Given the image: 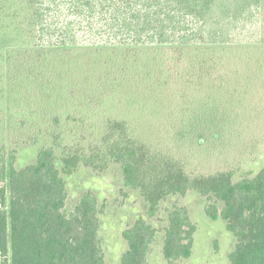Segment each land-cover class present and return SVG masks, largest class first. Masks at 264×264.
<instances>
[{
	"label": "trees",
	"instance_id": "1",
	"mask_svg": "<svg viewBox=\"0 0 264 264\" xmlns=\"http://www.w3.org/2000/svg\"><path fill=\"white\" fill-rule=\"evenodd\" d=\"M26 11L29 25L36 28L30 50L5 49V37L0 36V84L6 89L0 96V264H104L99 237L104 204L85 189L67 207L66 178L81 168L98 177L113 170L122 188L142 202V215L122 232L126 249L120 264H148L160 231L168 264L191 256L196 227L187 209L176 202L163 205L188 193L206 198V216L211 221L221 218L234 238L230 264H264V165L253 176L237 179L231 170L191 175L170 153L140 141L149 135L147 119L168 118L172 106L162 104L175 100L180 90L185 104L172 110L197 119L209 114L224 125L237 117L230 106L236 97L237 104L243 103L256 75L242 76L235 70L233 50L223 38L239 22L264 13V0H26ZM64 11L67 19L61 17ZM16 15L18 10L11 17ZM76 22L87 24L89 32L104 38V45L76 47L71 28ZM262 23L264 28V17ZM64 53L66 67L58 65ZM143 53H168L173 61L181 60L170 68L182 65L176 84L163 82L164 90L153 92L151 100L145 93L138 97L133 91L115 92L120 108L113 105V97L105 101L99 117L89 112L97 120L86 127L91 140L81 144L85 137L79 133L80 142L68 141L75 136L73 128L84 124L74 114L89 106L79 87L94 83L84 60L94 58L93 68H98L120 57L125 67L137 65ZM160 60L155 57L151 63L154 73L164 67ZM80 75H87V83L69 80ZM116 111L123 112V119L109 117ZM189 125L183 127L187 135ZM20 131L35 158L16 169L18 151L5 135ZM200 134L198 128L191 135ZM163 208L165 217L158 219ZM153 219L166 224L158 228Z\"/></svg>",
	"mask_w": 264,
	"mask_h": 264
},
{
	"label": "rangeland",
	"instance_id": "2",
	"mask_svg": "<svg viewBox=\"0 0 264 264\" xmlns=\"http://www.w3.org/2000/svg\"><path fill=\"white\" fill-rule=\"evenodd\" d=\"M15 10L19 11V15L11 17ZM0 12H2L0 16L3 14V21H0V36L5 37L2 41L5 49L21 50L22 52L26 49L30 50L31 46L36 43V28L29 25L30 17L26 11V0H0ZM28 12L30 14L29 10ZM61 17L67 19L69 15H66L64 11ZM263 17L264 13L258 12L255 17L239 22L223 38L227 39L226 43L228 44L226 45L233 50L232 59L235 70L242 76L256 75L252 82V90L250 86L243 103L237 104L238 99L236 97V102L230 106L237 117L229 125H224L220 124V119H215L209 114L197 119L195 115L187 117L181 110H172L173 107L184 102V98H182L184 93L183 90H180L176 92L175 96L177 97L175 100H169L162 104L164 107L172 106V108L168 107L170 109L168 118L165 119L163 118L165 116H161L147 119L151 124L148 128V137H143L140 140L143 144L151 147V149L170 153L173 158L183 163L184 170L191 175L231 170L236 174L235 179H237L242 174L253 176L260 170L264 165ZM73 26L71 28L74 29L76 35V47L95 49L100 45H104V38L89 32L87 24L76 22ZM43 42H46V40ZM50 43L55 44V41L52 40ZM50 43H46V45ZM162 47H165V45ZM5 57L6 55L3 54V59ZM155 57H160V63L164 65L162 67L164 70L160 68L158 74L154 73L151 68V63H154L153 59ZM67 59V54L64 53L59 57L60 62L58 65L66 67L69 63ZM113 59L103 67L99 65V69L97 67L93 68L97 63L93 62L95 61L94 58L84 60L83 63L86 68L89 69L91 74H94L91 79L94 83L90 88L87 86L79 87L83 96L88 99L89 106L74 114L78 118H83L84 124L81 127L78 126L77 129L73 128L75 136L67 138L68 141L77 140L80 142L81 138L78 140L79 133L80 135L82 133L85 137L80 142L81 144L91 140L86 127L96 123V117H99V114H102L106 109L104 107L105 101H110L115 92L133 91L137 95L140 94L138 97L145 93V97L149 96L150 98L153 92L156 94L159 90H164L162 86L160 88L163 82L167 81V83L175 85L177 81L175 76L182 69L181 60L173 61L168 53L157 56L143 53V59L137 65L132 64L125 67L121 66L120 57L116 61L115 58ZM178 61L181 64H177L175 71L171 70L172 65ZM114 62L116 65H114ZM88 63L92 66L90 67ZM230 64L233 65L231 62ZM219 73L220 75L225 74L223 72ZM69 80L75 82L80 80L82 83H87L88 77L87 75H80L75 79L70 77ZM154 83L158 85L153 87L152 90L148 88L149 85L152 86ZM246 88L244 89L245 92ZM234 89L235 87L231 84L229 90L233 91ZM5 91L3 83H1L0 96L1 94L4 95ZM164 92L162 94L166 95L167 91ZM162 94L159 97H162ZM243 96H246V94H243ZM114 98L113 105L116 109L120 108L121 104H118L119 95ZM33 107L38 108L36 105H33ZM36 110L40 114L39 110ZM92 111L95 112L96 117L90 115L89 112ZM116 112L109 114V117L123 119V112ZM38 118L41 119L40 116ZM188 123H191L189 127L192 128L189 129L190 133L187 135V131L183 127L187 126ZM27 127H25V130ZM181 128L182 131L177 136ZM198 128H200L201 137H193L191 134ZM215 131L218 137H215ZM144 133L147 134V130ZM5 139H7V144L10 143L18 151L15 163L16 169L23 168L34 160L35 150L26 146V135L22 134V131L15 135L7 132ZM66 188L68 208L72 205V201L85 189L92 190L99 201L104 204V213L101 218L102 225L99 232L104 264H120V257L126 249L122 232L142 215L143 205L141 200L134 192L122 188L113 170L102 177H98L91 170L81 168L77 173L66 178ZM173 202L187 209L189 219L195 225L196 230L193 235L191 256L186 260L176 261L172 264H230L228 255L233 251L234 238L226 231L225 223L221 218L211 221L206 216L205 207L208 203L206 198L188 193L183 198H174L167 201L163 204L164 208L171 206ZM164 208L158 214V219H164ZM151 222L158 228L166 224V221L160 222L157 219H153ZM162 235V231L158 232L157 240L151 246L148 264H168L161 252Z\"/></svg>",
	"mask_w": 264,
	"mask_h": 264
}]
</instances>
